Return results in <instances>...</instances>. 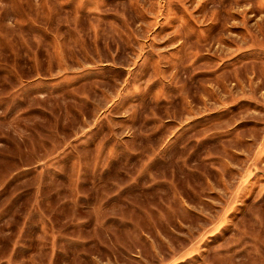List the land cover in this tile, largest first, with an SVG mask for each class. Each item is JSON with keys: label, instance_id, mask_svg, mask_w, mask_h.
<instances>
[{"label": "rangeland", "instance_id": "1", "mask_svg": "<svg viewBox=\"0 0 264 264\" xmlns=\"http://www.w3.org/2000/svg\"><path fill=\"white\" fill-rule=\"evenodd\" d=\"M0 264H264V0H0Z\"/></svg>", "mask_w": 264, "mask_h": 264}]
</instances>
